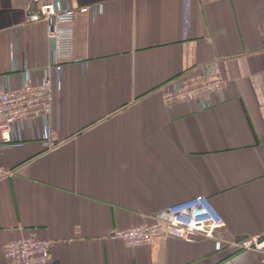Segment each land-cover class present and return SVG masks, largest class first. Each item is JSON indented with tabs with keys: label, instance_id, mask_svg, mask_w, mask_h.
<instances>
[{
	"label": "crops",
	"instance_id": "obj_1",
	"mask_svg": "<svg viewBox=\"0 0 264 264\" xmlns=\"http://www.w3.org/2000/svg\"><path fill=\"white\" fill-rule=\"evenodd\" d=\"M0 0V85L42 76L47 26L37 4ZM76 12L73 60L63 64L45 149L40 119L1 148L0 264L11 241L50 242L47 264H264L216 240L112 237L174 204L204 197L225 223L219 238L264 232V0H65ZM216 64L225 80L201 109L164 103L166 82Z\"/></svg>",
	"mask_w": 264,
	"mask_h": 264
},
{
	"label": "built area",
	"instance_id": "obj_2",
	"mask_svg": "<svg viewBox=\"0 0 264 264\" xmlns=\"http://www.w3.org/2000/svg\"><path fill=\"white\" fill-rule=\"evenodd\" d=\"M100 6L72 9L65 0H50L36 5L27 15L26 22H44L47 26L48 63L40 78H34L29 68L18 67L12 57V71H21L18 90L10 87L8 79L0 85V138L1 148L19 147L20 134L37 119L43 123L41 135L45 149L58 144L49 118L53 99L62 77L63 64L73 60L74 18L76 12L96 15ZM225 80L216 64L198 66L190 74H182L166 82L164 103L170 101H197L201 109L210 105L209 97L220 93ZM12 175L0 166V180ZM150 223H141L127 230L115 231L112 237L127 246L150 245L162 238L190 240L194 236L215 239L216 248L227 246L235 251L259 252L264 256V232L241 242L219 238L225 227L222 218L204 197H195L174 204L152 216ZM51 244L35 237L8 242L3 249L4 264H47L50 261ZM264 262V258H263Z\"/></svg>",
	"mask_w": 264,
	"mask_h": 264
}]
</instances>
